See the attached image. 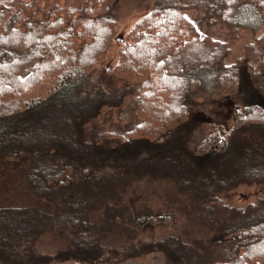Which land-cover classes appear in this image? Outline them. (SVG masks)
Instances as JSON below:
<instances>
[{
    "label": "trees",
    "instance_id": "1",
    "mask_svg": "<svg viewBox=\"0 0 264 264\" xmlns=\"http://www.w3.org/2000/svg\"><path fill=\"white\" fill-rule=\"evenodd\" d=\"M116 1L0 0V167L10 162L15 165L26 163L25 181L38 197L58 204V221L74 220V216L81 221L73 230L64 227L70 231L63 230L61 237L64 241L69 238L71 242L65 241L66 250L56 254L55 262L40 249L47 234L59 235L58 230L45 229L46 223L43 224L52 223L55 214L51 216L38 207L9 209L0 205V264H57L63 260L62 255L68 257L64 261L77 264H105L108 253H115L116 248L110 246L108 253L102 251L111 241V233H106L107 228L94 221L88 212L79 218L74 204L81 206L78 195L82 193V197H91L100 206L94 193L97 186L108 189L103 173L112 169L105 163L109 151L114 150L113 154L117 155L129 149L128 153L138 151L136 154H141V149L150 143L160 145L171 141L191 112L190 89L196 77L199 76V82L203 80L201 74H220L217 75L218 82L212 79L215 86L221 87L231 101L233 97L238 99L241 74H237V65L227 64L233 43L202 36L198 25L189 20L187 11L202 12V24L210 26L217 20L231 31L252 34V40L247 38L239 43L238 39V43L245 60L256 59L258 65L251 64L262 67L261 70L253 68L250 78L255 81L263 78L264 86V0H158L147 16L125 38L118 40L119 60L116 73H111L107 68L100 69L99 63L114 43ZM234 40L236 43L237 39ZM99 71L104 76L115 75L126 84L122 92L115 90L119 99L129 91L135 96L138 123L125 134L104 129L108 128L106 124L100 128L92 126L100 106L105 99L111 101L113 96V91H108L104 83H95V74ZM34 89L39 92L42 89L49 96L43 101L33 96L28 102L20 101L22 92H34ZM80 101L87 107L75 109ZM235 104L233 128L219 127L221 130L198 141L191 154L197 161L204 163L210 155L229 161L230 145L232 141L235 144L237 132L243 133L242 128L246 127L256 128L249 118L260 111L259 106ZM50 110L64 114L63 117L56 116L59 121H68L59 129L61 135L66 133L62 138H58L60 134L54 130L46 131L54 128L53 122L44 125L43 118L50 121ZM85 113L95 118L86 120ZM86 122L91 128L85 127ZM176 127L178 129L167 137ZM163 136L166 140L159 141ZM76 147L78 153H72L70 150ZM252 158L237 159L233 155V167L237 164L234 171L245 170L254 162L261 164L259 157L254 155ZM133 160L135 167L142 168L138 158ZM197 169L190 168V171L198 176ZM255 174H259L254 179H258L262 187L253 196L263 194V197L254 203L248 201L243 208L223 209H228H224L225 213L233 214V218L253 213L256 222L231 232L225 222L217 220L219 215L214 210L220 205L216 199L224 196L210 197L216 179L212 175L206 179H183L185 172L177 178L181 190L191 196L196 211L204 212L196 213L197 216L203 217L207 225L215 229L213 239L206 243L213 246L211 250L220 264H264V174ZM239 183L233 179V187ZM104 206L107 213L109 205L105 203ZM157 216L138 215L134 228L155 223L170 225L175 220L169 214L158 216L159 219ZM241 218L239 221L243 220ZM197 236L193 234L182 239L174 235L170 241L156 242L155 250L166 257L168 264L166 253L158 246L169 243L167 248L173 247L170 264H189L183 263L181 246L200 242L196 240ZM85 240L89 243L87 247L82 245ZM112 242L116 244V239ZM71 243L73 247L69 248ZM189 252L188 259L193 255Z\"/></svg>",
    "mask_w": 264,
    "mask_h": 264
},
{
    "label": "rangeland",
    "instance_id": "2",
    "mask_svg": "<svg viewBox=\"0 0 264 264\" xmlns=\"http://www.w3.org/2000/svg\"><path fill=\"white\" fill-rule=\"evenodd\" d=\"M157 1L158 0L116 1L114 18L117 21V32L114 37L113 45L109 48L104 59L99 63L100 69L105 70L107 68L111 73H116L120 51L118 40L125 38L131 29L147 16L148 11L151 10ZM186 14L189 20L195 25H198L202 36L209 35L216 40L226 43L230 41L233 43V49H231L228 54L227 64L238 66L239 71H237V74L238 72L241 74L239 96L238 99L233 97V101H231L227 98V93H225L221 87L215 86L214 80L218 82L217 75L220 74L217 73L216 76L213 72H207L205 75L201 74L200 77L203 75V80L199 82V76L196 77V81H194L190 89L191 96L188 101L190 102L189 106L191 112L189 116L183 120L184 123L181 125L180 129H178V127L171 129L167 137L178 129L176 134L174 133V138L171 139V141H165L166 137L163 136L162 140L159 141L164 140L165 143H161L160 145L155 144V142L150 143L143 147V150L141 149V154H136V152H138L136 151V155L134 152V155L128 153L129 149L118 152L117 155L113 154L114 150L109 151L110 155L105 160V163H107L106 166L108 165L110 167L111 165L112 169L111 172L105 171L103 173L104 179L108 182V189H102L97 186V190L94 193V196L99 199L100 206H97L93 198L88 196L82 197V193L78 195L79 204L81 206H76L74 204V208H77L79 211L77 212V214L80 215L78 216L79 218H81V216L83 217V214H87L88 212L89 216L92 214L94 221L101 223L107 228L106 233H111L112 239L104 246L105 250L102 248V251L108 253L109 250L111 251L110 246H116V248L114 250L115 253H108V257L106 258L107 261L104 262L105 264H167L166 257L155 250L156 242L165 241V239L170 241L174 235L180 236L182 239L184 236L189 238L192 237L193 234L198 235L196 240L200 242L188 247L185 245L181 246L183 263L220 264L215 258L214 252L211 250L213 246L206 243L213 239L214 232H216L215 229L207 225L203 217L199 218L197 216L196 213L203 214L204 212L196 211L195 203L191 201V196H189L187 191L181 190L177 181V178L182 177L184 172L186 176H183V179H206V176L210 175L216 179L217 184L212 188L210 197L216 198L217 195L224 196L216 199V202L218 201L221 206H216L214 210L215 213L219 215L217 220L225 222L228 231L238 230L239 228L241 229L244 224L248 225L249 223L252 224L256 222L253 213H248V215H244L242 218L241 216L238 217L239 215H235L237 218H233V214L227 215L225 213V210L228 209H223V207H231L233 209V206L243 208L242 206L248 204V201L254 203L257 199L263 197V194L256 197L253 195L262 187L260 181L254 179V177L256 178L259 175L255 173L264 174V86L263 78H260L261 82L258 80H251L250 78L251 73L254 72L253 68L261 70L262 67L251 64L255 63L258 65L256 59L245 60V55L241 53L242 46L239 44L247 38L248 40H252V34L244 31H241L242 34L237 31H231L217 20L210 26L206 23L202 24L201 17L203 13L195 11L194 9L187 11ZM233 38L237 39L236 43L235 40L233 41ZM95 77V83H104L108 91H113V96L111 97V101L105 99L103 105L100 106V114H98V111V115H95L96 118L95 116H89L88 113H85L86 120L95 118L92 121V126L100 128L103 124H106L108 128L103 127L104 129L115 131L119 134H125L138 123L135 116L136 100L134 94L132 91H129L130 93L124 92L122 99H119L115 90L122 92L123 86L126 85L124 82L118 80L115 75L114 77L112 75L104 76L101 71L97 72ZM212 79L214 80L212 81ZM40 85L41 83L39 86ZM92 86L95 87L94 85ZM37 88L40 89L41 87ZM38 89H34V92L31 90L22 92L20 101L24 99L28 102L32 96L33 98L39 99L38 101L46 100L49 95L42 89L41 92L37 91ZM235 102L239 105L241 104V106L253 104L259 106L260 111H257L254 117L249 118V122L251 121L256 128L246 127L242 128L243 133L237 132L234 137L236 140L235 144L233 145L232 141L230 145L231 148L229 149L228 155L229 161H225L223 158L217 159L218 156L212 158L213 155L205 158L206 160L204 163L197 161L191 154H193V148L198 141L206 138L212 132L221 130L219 127H223L227 130L233 128V114L236 108ZM84 104L86 103L82 101L78 102L75 109L77 107H87L84 106ZM6 106L7 108L10 107V105ZM63 115L64 114L60 111L50 110L48 115L50 116V121L47 118H43L46 121L44 124L46 126H49L50 122L54 123V128H47L46 131L54 130L60 134L58 138H62L66 134L64 133L61 135L59 129L62 127L61 125H65L68 122L67 119L66 121L60 119L59 121L56 117H63ZM78 118H80V116H78L77 119ZM255 119L257 121L253 123L252 121ZM26 122L27 121H24V123ZM88 123L89 122H86L85 127L91 128V125H88ZM10 133L13 134L12 131ZM141 137L144 136L141 135ZM43 142L46 143V140H43ZM110 147L113 149L112 145H110ZM70 151L72 153H78L77 147L72 148ZM233 151H236V153H233ZM233 155L237 159L247 160L253 159L252 157L255 155L262 161L261 164L254 162V165L245 168V170L241 169L234 171L237 164L235 163L233 167ZM135 158H138V164L142 168L139 169L134 166L135 161L133 159ZM82 161H84V159H82ZM85 162L88 161L85 160ZM190 168H198L197 170L200 172L199 175L195 176V173L191 172ZM25 169H27L26 163L15 165L10 162L1 164L0 205L9 209L24 206L38 207L43 211L49 212L50 215L52 214L51 216L55 214V220L52 223L47 221L43 224L46 223L45 229L53 228L58 230L59 235L57 233H54V235L47 234L40 244V249L47 258L57 262L55 257L56 254L66 250L67 244H65V241H67V243L71 242L69 238H65L64 241L61 237V232H63V230L70 231L64 228L65 226H69L71 230H73L74 225H78L81 221L76 216H74V220L58 221L56 216L58 204L55 203L54 205V203L51 202L53 200L49 198L48 201L45 199L43 200L33 192L32 188L28 186L25 181L26 177L24 174L27 172ZM74 174L75 173H73V175ZM233 179L240 182L238 186L236 185L233 187ZM101 183L103 182H99V184ZM84 201H86L88 205H84ZM73 202L72 200L71 203ZM105 203L109 205L107 213H105ZM208 203L209 202H206V204ZM59 212L60 211H58V213ZM166 214H169L170 217L175 219L170 225L155 223L153 225H145L138 229L134 228V221L138 219V215H153L155 217L156 215L166 216ZM239 218L243 220L239 221ZM210 219L213 220V218ZM227 221L229 222L227 223ZM24 222L25 225H27V217L24 218ZM198 231L199 233H197ZM206 231L209 232L207 233V238H204ZM114 239H116V244L112 242ZM167 244L169 245V243ZM82 245L87 247L89 243L85 240ZM168 245L158 247L160 250H164L168 258V264H170L173 247L167 248ZM68 247H73L72 243L71 245L68 244ZM189 251L193 253L190 259L186 258V255L191 254ZM62 258L63 260L58 261L59 264H77L75 262L64 261L68 259V257L63 255Z\"/></svg>",
    "mask_w": 264,
    "mask_h": 264
}]
</instances>
